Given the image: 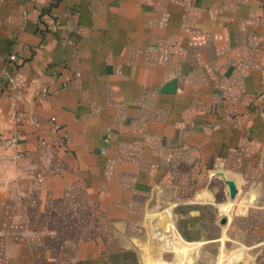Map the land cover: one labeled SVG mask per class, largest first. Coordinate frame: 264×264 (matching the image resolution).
Segmentation results:
<instances>
[{
	"label": "crops",
	"instance_id": "1",
	"mask_svg": "<svg viewBox=\"0 0 264 264\" xmlns=\"http://www.w3.org/2000/svg\"><path fill=\"white\" fill-rule=\"evenodd\" d=\"M14 132L0 264H136L166 211L184 242L264 264V0H0Z\"/></svg>",
	"mask_w": 264,
	"mask_h": 264
},
{
	"label": "rangeland",
	"instance_id": "2",
	"mask_svg": "<svg viewBox=\"0 0 264 264\" xmlns=\"http://www.w3.org/2000/svg\"><path fill=\"white\" fill-rule=\"evenodd\" d=\"M225 203L230 204L229 208L220 212L229 216L234 212V198L232 201L226 199ZM220 205L224 206V204ZM236 210H239V208L237 207ZM165 213L162 215L161 223L159 222L160 235L158 238H156L157 235L155 234L157 233L152 230V226L147 225L145 238L141 242L142 247L139 248V254L134 256L137 259L136 264H221L224 260L223 258L228 256L234 257L236 255L238 260L242 258L239 254L231 251L232 249L224 250L222 253L217 254L215 245L201 247L200 250L199 245L196 246L184 242L178 236L170 220L169 212L166 211ZM149 218H151V215ZM152 221L154 222V220ZM150 230L152 231L150 232ZM153 255H156V257L153 258Z\"/></svg>",
	"mask_w": 264,
	"mask_h": 264
},
{
	"label": "built area",
	"instance_id": "3",
	"mask_svg": "<svg viewBox=\"0 0 264 264\" xmlns=\"http://www.w3.org/2000/svg\"><path fill=\"white\" fill-rule=\"evenodd\" d=\"M14 59L15 56L12 52L7 54L2 64L1 70H2V74L6 79V83L14 90H17L15 87L14 76L12 71V66L14 65ZM51 120H53V118H51ZM16 141H17L16 132L9 135L0 134V152L5 151L8 148H13L16 145Z\"/></svg>",
	"mask_w": 264,
	"mask_h": 264
},
{
	"label": "water",
	"instance_id": "4",
	"mask_svg": "<svg viewBox=\"0 0 264 264\" xmlns=\"http://www.w3.org/2000/svg\"><path fill=\"white\" fill-rule=\"evenodd\" d=\"M223 181L226 184L227 189H228V197L230 200H232L236 194L235 186H234L233 182H231L229 180H223ZM225 220H226L225 217H221V218H219V223L224 224Z\"/></svg>",
	"mask_w": 264,
	"mask_h": 264
},
{
	"label": "bare ground",
	"instance_id": "5",
	"mask_svg": "<svg viewBox=\"0 0 264 264\" xmlns=\"http://www.w3.org/2000/svg\"><path fill=\"white\" fill-rule=\"evenodd\" d=\"M224 208H226V206H227V204H224ZM224 260H223V264H233V260H232V258L230 257V256H228V257H225V258H223ZM221 263V264H222ZM218 264V263H217Z\"/></svg>",
	"mask_w": 264,
	"mask_h": 264
}]
</instances>
